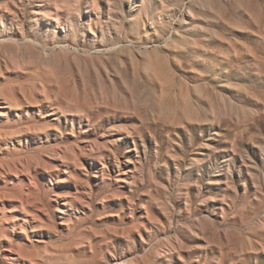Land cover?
I'll return each mask as SVG.
<instances>
[{"label": "rangeland", "instance_id": "1", "mask_svg": "<svg viewBox=\"0 0 264 264\" xmlns=\"http://www.w3.org/2000/svg\"><path fill=\"white\" fill-rule=\"evenodd\" d=\"M0 264H264V0H0Z\"/></svg>", "mask_w": 264, "mask_h": 264}]
</instances>
